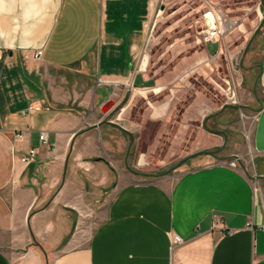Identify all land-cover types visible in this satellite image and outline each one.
Segmentation results:
<instances>
[{
    "label": "crops",
    "instance_id": "crops-1",
    "mask_svg": "<svg viewBox=\"0 0 264 264\" xmlns=\"http://www.w3.org/2000/svg\"><path fill=\"white\" fill-rule=\"evenodd\" d=\"M156 8L0 0V264H264V23L238 56L201 46L192 80L196 61L153 71ZM230 75L237 103L220 94ZM241 110L256 112L246 170L224 155L244 144ZM161 146L187 169L145 182ZM97 181L111 199L87 236L80 198Z\"/></svg>",
    "mask_w": 264,
    "mask_h": 264
},
{
    "label": "rangeland",
    "instance_id": "rangeland-1",
    "mask_svg": "<svg viewBox=\"0 0 264 264\" xmlns=\"http://www.w3.org/2000/svg\"><path fill=\"white\" fill-rule=\"evenodd\" d=\"M208 12H211L216 19H223L228 25H232L221 40L217 38L220 42H208L217 43L219 48L221 43L223 49L229 47L230 52L235 56H238V52L247 43L251 33L264 23L263 0H157L156 23L149 49L150 60L157 64L153 71L167 72L169 69L163 67L196 61L191 66L192 69H188V71L192 70V73L195 72L190 74L193 75L192 80H198L203 76L197 64L199 57H202L201 46L208 42L201 40L199 34L201 30L210 29L211 19L205 18ZM175 83L176 81L172 85L176 86ZM207 84L209 88L216 87L212 81L208 80ZM239 87L238 84L237 93ZM222 91L220 94L227 101V96L223 89ZM230 102L237 103V97ZM104 107L108 108V105ZM255 119L256 112L248 115L245 110L240 111L241 128L244 129V144L240 149L228 150L227 154H224L227 162L245 170L248 169L253 155L250 140ZM155 160L159 165L151 164L146 167L155 175L143 178L145 182L163 179L172 182L187 169L184 150L180 148L172 149L168 146H161L156 151ZM105 184L101 185L100 181H97L95 185L85 182L87 192L85 191V195L80 198L78 224L87 236L103 220L109 205L111 197L107 194L106 198L102 193L107 188Z\"/></svg>",
    "mask_w": 264,
    "mask_h": 264
},
{
    "label": "built area",
    "instance_id": "built-area-1",
    "mask_svg": "<svg viewBox=\"0 0 264 264\" xmlns=\"http://www.w3.org/2000/svg\"><path fill=\"white\" fill-rule=\"evenodd\" d=\"M206 19H211V26L209 30L204 29L203 31H200V38L201 40H204V42L208 41H219L224 36L227 30L232 27V25H228L226 21L223 19L215 18L211 12H208L205 14ZM214 37V38H213ZM219 38L220 40H218ZM219 51H223V47L220 43ZM42 54V51H38L36 53V57L39 58ZM219 70V68H216L215 71ZM238 80L231 75L228 77V79L225 81L223 90L227 96V98L231 101H234L237 97V88H238ZM34 109L33 106L29 107V111H32ZM23 135L18 134L17 137L21 138ZM40 140L44 143L47 142L46 134L43 132L40 134ZM38 155V149L37 148H30L23 156H21V161L23 163L29 164L31 162H34L36 160V157ZM215 221H218V218H215ZM261 228L264 230V224L261 225ZM181 242V239L179 237L175 238V243L178 244Z\"/></svg>",
    "mask_w": 264,
    "mask_h": 264
}]
</instances>
